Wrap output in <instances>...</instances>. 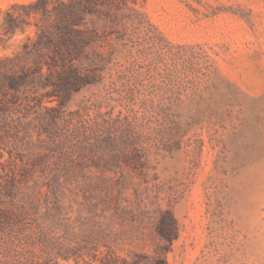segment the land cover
<instances>
[{
	"label": "rangeland",
	"instance_id": "374dc122",
	"mask_svg": "<svg viewBox=\"0 0 264 264\" xmlns=\"http://www.w3.org/2000/svg\"><path fill=\"white\" fill-rule=\"evenodd\" d=\"M106 3L82 27L97 31L75 62L88 84L46 113L42 150L32 138L30 151L46 154L48 177L56 168L62 182V214L76 223L100 211L108 184L119 257L167 247L166 264H264V0ZM9 21L34 26L37 38L0 71L27 70L36 112V103L57 108L44 81L51 50L37 41L54 17L13 7L0 45ZM165 211L177 227L170 245L156 233ZM38 237L20 254L0 229V264H86Z\"/></svg>",
	"mask_w": 264,
	"mask_h": 264
},
{
	"label": "trees",
	"instance_id": "16d2710c",
	"mask_svg": "<svg viewBox=\"0 0 264 264\" xmlns=\"http://www.w3.org/2000/svg\"><path fill=\"white\" fill-rule=\"evenodd\" d=\"M107 1L55 0L50 7V0H37L25 8L50 14L55 19L53 32L43 31L37 41H43L51 50L49 61L45 63L49 74L44 81L52 86L49 94L56 97L58 107L47 108L36 103L40 107L36 112L25 95L29 91V72L23 70L15 75L0 71V160L3 159L0 163V229L3 240L8 236L9 244L19 248L20 254L39 235L38 239L48 242L47 247L53 240L51 250L55 247V255L76 256L83 261L86 259V264H166L167 247L152 256L133 253L129 258H122L114 253L107 223L112 209L109 194L112 187L107 188L108 184L103 186L105 191L94 204L95 208L101 206L100 211L72 223L62 214L61 193H56L63 187L57 180V170L55 168L54 176L49 178L47 166L43 164L46 157L41 151L45 143L43 136L49 130L46 113H59V107L69 95L88 84L75 62H80L86 50L93 47L97 31L82 27L87 16L104 11L102 8ZM16 26L9 21V30ZM52 73L54 79L50 76ZM39 79L35 82H40ZM34 134L36 146L41 149L37 153L30 151ZM63 169L65 175L75 170L74 167ZM40 210H43L41 214ZM73 229H76L74 235ZM156 233L167 245L176 238V223L168 211L157 220Z\"/></svg>",
	"mask_w": 264,
	"mask_h": 264
},
{
	"label": "clouds",
	"instance_id": "9594fccd",
	"mask_svg": "<svg viewBox=\"0 0 264 264\" xmlns=\"http://www.w3.org/2000/svg\"><path fill=\"white\" fill-rule=\"evenodd\" d=\"M33 3L35 0H0V25L7 26V15L13 7L18 5L26 8ZM36 38L37 29L34 26L25 24L22 27H16L5 37L6 44L0 45V60L14 58L29 39L35 40Z\"/></svg>",
	"mask_w": 264,
	"mask_h": 264
}]
</instances>
